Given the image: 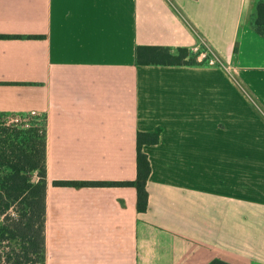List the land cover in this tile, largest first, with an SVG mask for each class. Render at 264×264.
Masks as SVG:
<instances>
[{
    "label": "crops",
    "instance_id": "1",
    "mask_svg": "<svg viewBox=\"0 0 264 264\" xmlns=\"http://www.w3.org/2000/svg\"><path fill=\"white\" fill-rule=\"evenodd\" d=\"M256 2L0 0V111L46 116L45 264H264ZM202 41L221 65L137 60ZM139 131L145 210L131 185L54 183L135 179Z\"/></svg>",
    "mask_w": 264,
    "mask_h": 264
},
{
    "label": "trees",
    "instance_id": "2",
    "mask_svg": "<svg viewBox=\"0 0 264 264\" xmlns=\"http://www.w3.org/2000/svg\"><path fill=\"white\" fill-rule=\"evenodd\" d=\"M253 24L264 34V0H257L255 4ZM40 36L30 34L26 37ZM141 50H144L143 55ZM197 58L198 52L187 46H178L174 52L170 47L157 45L137 48V60L142 63L197 64ZM202 62L206 63L205 60ZM27 114L28 112L0 111V241L15 242L7 255V260L13 259V264H32L37 260L45 264L47 124L45 115L31 116L33 120L28 125L24 120H12L16 115L24 118ZM158 139V131L137 133V176L133 180H55L54 183L67 186L131 185L137 189V208L145 210L148 205L146 182L151 164L143 147L146 143L157 142ZM210 264L229 263L216 259Z\"/></svg>",
    "mask_w": 264,
    "mask_h": 264
},
{
    "label": "built area",
    "instance_id": "3",
    "mask_svg": "<svg viewBox=\"0 0 264 264\" xmlns=\"http://www.w3.org/2000/svg\"><path fill=\"white\" fill-rule=\"evenodd\" d=\"M195 52H198V57L201 60H205L207 64L210 65H221L222 60L219 58V56L213 51V49L204 41L199 46H196L194 48ZM40 114L36 110H32L28 112L27 117L22 118L20 115L13 117V121L20 122L21 120H26L30 118V116H39ZM0 241V245H1Z\"/></svg>",
    "mask_w": 264,
    "mask_h": 264
},
{
    "label": "rangeland",
    "instance_id": "4",
    "mask_svg": "<svg viewBox=\"0 0 264 264\" xmlns=\"http://www.w3.org/2000/svg\"><path fill=\"white\" fill-rule=\"evenodd\" d=\"M17 116H19V115H17ZM32 120L33 119L30 116V118L24 120V122H26V124L28 125L29 122H32ZM10 121L13 122L12 120H10ZM11 212H14V210L11 211ZM1 223H2V218H0V224ZM14 244H15V242L14 241H10V240L2 241V243L0 245V264H13V259L11 261H8L7 260V255H8L9 252H11V246L14 245ZM17 250H19L18 247H17ZM28 264H31V263H28ZM32 264H41V262L37 260L35 263H32Z\"/></svg>",
    "mask_w": 264,
    "mask_h": 264
}]
</instances>
